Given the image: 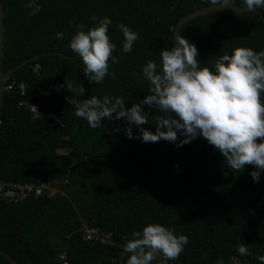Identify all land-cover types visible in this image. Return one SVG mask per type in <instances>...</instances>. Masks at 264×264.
<instances>
[{"label":"trees","instance_id":"trees-1","mask_svg":"<svg viewBox=\"0 0 264 264\" xmlns=\"http://www.w3.org/2000/svg\"><path fill=\"white\" fill-rule=\"evenodd\" d=\"M1 2L2 69L39 55L15 69L6 82L23 83L26 94L13 85L3 96L0 178L45 183L48 189L17 203H0V249L19 264H126L130 254L121 253L131 233L160 223L189 237L179 258L166 264H217L221 258L224 264H261L264 172L256 183L252 167L230 169L202 136L177 147L113 131L127 127L124 120L105 118L102 127L93 129L74 115V106L65 99L75 94L66 88L57 91L67 80L85 88L77 99L123 97L125 106L132 107L151 94L143 66L152 59L159 68V53L173 46L178 19L211 0H38L42 11L35 16L29 15L27 0ZM235 3L244 5V0ZM259 12H209L184 23L180 35L196 44L200 66L214 70L216 59L237 47L264 50V9ZM94 15L111 18L108 34L120 60L109 62L115 79L109 75L100 84L89 83L82 60L69 47L77 25L84 23L86 31L95 26ZM120 23L139 34L129 53L122 51ZM57 32L64 33L63 39L56 38ZM26 95L35 111L20 105ZM144 108L150 118L143 127L155 132L151 117L162 113ZM133 133L139 135V130L133 127ZM91 228L96 233L86 238L85 230ZM241 244L250 255H239ZM0 264L11 263L0 254ZM153 264H164L163 257Z\"/></svg>","mask_w":264,"mask_h":264},{"label":"clouds","instance_id":"clouds-1","mask_svg":"<svg viewBox=\"0 0 264 264\" xmlns=\"http://www.w3.org/2000/svg\"><path fill=\"white\" fill-rule=\"evenodd\" d=\"M211 3L217 5L219 0H211ZM244 6L255 12L264 9V0H244ZM25 7L30 9V16L42 11L38 0H27ZM91 20L95 26L87 31L84 23L76 26L69 47L82 60L83 73L89 83L100 84L109 75L115 79L116 73L109 72V62L115 64L120 60L113 55L117 46L108 34L111 18L94 15ZM118 29L124 37L122 51L131 52L139 39L138 32L124 23H120ZM63 37L64 33H56L57 39ZM159 55V68L152 59L142 68L144 78L151 84V94L130 108L125 106L123 97L104 95L100 99L92 95L77 99L85 93V88L67 80L57 86V91L66 88L75 94L65 99L74 106V115L86 120L93 129L102 127L105 118L124 120L127 127L113 131L123 130L129 139H140L144 143L163 140L177 147L202 136L224 157L230 169L243 171L246 166L252 167L254 171L250 175L259 183L264 172V102L261 100L264 50L237 47L231 54L216 59L213 70L200 66L196 44L177 32L174 45L164 48ZM145 105L149 111L162 113L151 117L155 120V132L143 127L150 118ZM49 117L52 116L49 114ZM133 127L139 130V135H134ZM174 232L160 223H149L142 231L131 233L121 255L130 254L126 264H153L159 257H163L164 264L175 261L189 243V237L177 236ZM237 251L240 256L251 254L244 244L238 245ZM257 259L264 264V256L258 255ZM235 260L232 257V261ZM217 264H224V260L219 259Z\"/></svg>","mask_w":264,"mask_h":264},{"label":"water","instance_id":"water-1","mask_svg":"<svg viewBox=\"0 0 264 264\" xmlns=\"http://www.w3.org/2000/svg\"><path fill=\"white\" fill-rule=\"evenodd\" d=\"M225 9H231L237 13H242V12L248 11L244 5H237L235 3V0H220L217 5L209 4V5H205V6L196 8V9L188 12L187 14L181 16L178 19V21L176 22V24L174 26V30H173V38H172L173 45L175 43V35L177 32L179 34H181V29H182V26L184 23H186L187 21H189V20H191L197 16L205 15L209 12H214V11H218V10H225ZM256 12L260 13L259 9H257ZM260 15H262V14L260 13ZM3 17H4V13L2 10V2L0 0V113H1L2 103H3V96H4V93L7 89L6 82L10 78L11 74L14 72L15 69L19 68L21 65L26 63L28 60H31V59H33L39 55V54H36L35 56H33L31 58L23 59L22 61L18 62L13 67H11L5 71L2 69L3 57L5 56V50H4V47H5L4 29L5 28H4V23H3ZM53 53H58L60 55H64V56H67L69 58H72V56H68L62 52H46L44 54H53ZM168 144L169 143H167L166 146ZM163 152H164V149L158 154L157 160L160 159ZM156 165H157V162H156ZM0 254L2 256H4L11 264H19L10 254L5 252L4 250L0 249Z\"/></svg>","mask_w":264,"mask_h":264},{"label":"built area","instance_id":"built-area-1","mask_svg":"<svg viewBox=\"0 0 264 264\" xmlns=\"http://www.w3.org/2000/svg\"><path fill=\"white\" fill-rule=\"evenodd\" d=\"M13 85H18L21 94L25 95V89H24V84L23 83H17L15 80L11 81L10 84H6L7 89L11 88ZM25 100L20 101L21 104H26L32 111L34 110V106L32 105L30 99V96H25ZM53 118L56 119V116L53 114H50ZM44 188L48 189L47 184L45 183H40V184H35L31 182H17V181H11V180H5L0 178V203L5 202V203H17L22 200H24L26 197L30 195H39L41 194L42 190ZM96 233V230L91 228V229H86L85 230V236L91 237L93 234ZM100 241H105L103 237L100 238Z\"/></svg>","mask_w":264,"mask_h":264},{"label":"rangeland","instance_id":"rangeland-1","mask_svg":"<svg viewBox=\"0 0 264 264\" xmlns=\"http://www.w3.org/2000/svg\"><path fill=\"white\" fill-rule=\"evenodd\" d=\"M235 264H239V263H235Z\"/></svg>","mask_w":264,"mask_h":264}]
</instances>
